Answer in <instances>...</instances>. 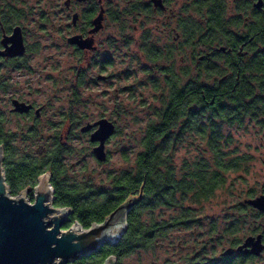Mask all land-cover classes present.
<instances>
[{
  "label": "rangeland",
  "instance_id": "1",
  "mask_svg": "<svg viewBox=\"0 0 264 264\" xmlns=\"http://www.w3.org/2000/svg\"><path fill=\"white\" fill-rule=\"evenodd\" d=\"M64 1L0 0V14L5 25L22 26L27 43L26 55L18 62L25 67L0 70V74L6 75L3 87L7 88L0 89V109H7L8 104L3 100L16 94L47 103L46 119L50 116L58 121L61 115L72 113L83 124L101 116L113 121L116 132L106 142L108 157L103 162L93 156L88 134L70 129L69 138L64 139L71 150L68 165H73L69 167V179L91 182L95 189L101 190L111 184L109 175L133 166L135 154L141 150L140 140L147 122L154 118V109L159 106L161 89H154L151 82L157 77L163 82L165 75L149 60L152 54L135 44L134 37L138 32L132 31L133 21H128V28L123 33L121 20L110 21L109 34L116 43L106 51L102 46L101 50L109 56V64L104 70L91 65L87 60L89 56L76 53L66 42V36L71 34L67 27L71 23V13L65 8ZM87 3L79 5L72 1L71 6L80 10L86 8ZM123 4V0L111 1V9L116 15L120 14ZM121 34L132 39L131 43L124 42ZM102 37L100 33L98 39ZM179 59V54H175L176 71L190 67V74L196 72L192 60L182 64ZM160 61L164 62L163 59ZM165 63L166 60L162 64ZM98 73L109 77L98 80ZM181 76L183 82L188 78V75ZM36 130V137L29 143L33 153L38 143L47 145L50 142L48 137L53 132V129ZM58 130L62 134L69 133L68 129ZM224 132L231 135V142L224 151L245 155L248 161L240 170L228 172L226 184L200 205L201 224L191 228L171 226L163 236L156 238L152 249H138L125 256L122 264H203V261L224 255L227 249L242 243L247 236L264 231V213L241 205L246 198L258 196L264 185V126L249 120L241 128L225 126ZM17 143L25 145L19 139ZM200 155L210 157L204 143L197 138H187L173 152L177 164ZM9 194L19 196L22 193L13 195L9 191ZM24 196L32 201L26 193ZM177 212V208L159 207L143 218L148 219L151 214L156 221H166ZM238 264H264V250L256 257L239 259Z\"/></svg>",
  "mask_w": 264,
  "mask_h": 264
},
{
  "label": "trees",
  "instance_id": "2",
  "mask_svg": "<svg viewBox=\"0 0 264 264\" xmlns=\"http://www.w3.org/2000/svg\"><path fill=\"white\" fill-rule=\"evenodd\" d=\"M111 14L116 15L115 11ZM172 56L174 60L173 53L163 55L166 59ZM194 56L189 55L190 61ZM152 57L153 54L149 60L154 62ZM262 57L254 59V62L261 63ZM174 62L170 66L157 68L165 75L163 82L158 77L151 82L154 89H161L159 106L154 109V118L147 122L140 140L141 150L135 154L133 166L109 175L111 184L107 188L98 190L91 182L80 183L69 179L68 171L72 164L68 165L67 157L71 150L66 140L62 141L60 148L56 149L54 145L47 147L49 150L42 157L30 159L32 164L26 167L34 168V172L26 176L23 172L20 178L15 176L11 162L16 147L10 145L7 149L5 179L11 194H17L26 184L34 185L38 174L49 171L54 205L72 210L70 223L77 221L86 228L93 222L102 221L118 205L135 201L128 211L126 227L114 244H104L97 251L70 264H101L110 255L115 256L116 264H122L125 256L138 249H152L156 238L163 236L173 225L187 228L199 226L200 205L210 200L226 184L228 172L240 170L247 163L248 157L245 155H231L224 151L231 142V135L225 134L224 127L241 128L246 123L247 115H250L249 120L264 126V101L260 97L264 91L254 92L252 100L248 102L239 98L242 95H237L235 91H228L229 94L221 98L227 102L222 107L218 102L220 96L216 95V83H202L199 79L201 73L196 68L194 74H190V67L176 71ZM261 70V66L255 65L252 77L255 83L263 85ZM213 71L216 75V71ZM206 72L211 74L212 70L207 69ZM180 74L188 75L186 81H181ZM224 87L230 89L229 82ZM71 132L69 129L67 138ZM187 138H197L204 143L210 157L200 155L175 163L173 152ZM17 165L25 167V161L20 160ZM159 207L177 208L178 212L166 221H156L151 214L148 219L143 218Z\"/></svg>",
  "mask_w": 264,
  "mask_h": 264
},
{
  "label": "flooded vegetation",
  "instance_id": "3",
  "mask_svg": "<svg viewBox=\"0 0 264 264\" xmlns=\"http://www.w3.org/2000/svg\"><path fill=\"white\" fill-rule=\"evenodd\" d=\"M72 1L79 5L88 2V6L78 10L71 6ZM111 1H64L65 8L71 13V23L67 25L71 34L66 36V42L76 53L86 55V57L89 56L90 58L87 57V60L91 61V65L104 70L109 64V56H105V53L101 50L102 46L106 51L108 47L116 43L115 39L111 37L113 35L109 34L110 21L112 20L114 23L122 21L121 27L123 29L121 33L128 28V21H133L132 31L138 32L134 37L135 44L141 50L153 54L152 59L157 68L170 66L169 64L174 61L173 56L171 59H166L163 57L164 54H179L180 59L178 62L182 64L188 61L190 54H195L192 61L194 67L201 73L199 79L202 83L207 82L208 85L216 83V95L220 96L218 101L220 106L227 105L225 99L221 98L227 95L228 91L229 93L235 91L237 95H242L239 98L244 99L246 102L252 100L251 96L254 92L264 91V84L255 83L252 77L255 65L262 67L260 76H264V0H123V7L119 10L120 14L113 16L111 14L113 13ZM99 14H101L100 26L94 31V20ZM73 15H76L75 20H73ZM5 23L0 14V51L6 50V45L11 44V42H7L5 45L2 40L11 35L13 28L16 26L21 28L25 50L21 55L11 56L0 53V70L2 68L16 70L25 67L24 64H18L25 57L27 51L23 28L19 24L8 27ZM149 23L151 24L148 25ZM100 33L103 34L101 40L98 39ZM74 35L83 39H91V45L81 48L76 43H69L68 38ZM120 38L124 39L126 43H131L132 40L122 34ZM261 55L263 61L255 63L254 59L261 58ZM160 59H163L164 62L166 60L165 65L162 64L164 62L160 63ZM207 69L212 70L211 74L206 72ZM213 70L216 71V75ZM5 76L0 74V89L4 90L7 89L3 87L6 85ZM108 77L103 73L96 75L98 80H106ZM228 82L230 89L224 87ZM260 97H262L261 101H264V95L262 94ZM3 102L8 104V107L7 109H0L2 167L5 174L6 151L10 145H14L16 147L14 149L15 156L11 162L14 164L13 172L18 178L23 172H25V176L27 173H32L31 171L34 172V168L26 167L27 164H32L30 159L42 157L48 152L47 147L53 145L56 149L61 147L62 141L67 139L68 135L67 132L62 134L58 129H68V131L69 129H81L82 126L92 124L104 117L101 116L97 120L86 121L83 124L78 116L70 113L69 115H61V118L56 121L52 120L50 116L47 119L44 118V113H46L48 107L45 102L38 103L28 96L22 97L16 94L9 95ZM14 102L23 103L28 106V109L25 111L15 110ZM204 106L205 104H203ZM245 118L248 122L250 115L245 116ZM96 127L92 126L89 131L83 133L90 136V133ZM36 129H53V132L48 137L50 142L47 145L38 143L35 153H33L29 143L31 138L36 137ZM38 138L40 137L38 136ZM18 139L25 145H19L17 143ZM90 143L92 149L98 144V142L91 141ZM105 151L107 153L106 149ZM20 157H24V159H20ZM20 160L25 161V167L17 165ZM42 174H48L50 180V172L44 171L37 175L36 182ZM34 185L26 184L18 192L25 189V193L32 199ZM261 194H264V185L259 195ZM241 205L261 212L245 202ZM257 234L262 235V242L264 243V232H258ZM240 244L241 242L230 247V254H221L219 258L203 264H229L230 262L235 264L238 263L239 259L257 256L237 250Z\"/></svg>",
  "mask_w": 264,
  "mask_h": 264
},
{
  "label": "water",
  "instance_id": "4",
  "mask_svg": "<svg viewBox=\"0 0 264 264\" xmlns=\"http://www.w3.org/2000/svg\"><path fill=\"white\" fill-rule=\"evenodd\" d=\"M75 18L76 15H73V20ZM100 18L101 14L94 20V31L100 26ZM2 42L11 44L6 45V50L0 51L1 54L21 55L25 50L19 26L13 28L11 35L3 38ZM68 42L84 48L89 47L92 40L74 35L68 38ZM14 103L15 110L28 109L23 103ZM92 126L97 127L90 133L89 139L98 142L92 151L95 158L103 162L107 159L105 142L115 133V124L103 117L82 126L80 131L87 132ZM2 161L0 147V264H70L97 251L104 244H114L126 227L127 214L134 200L118 205L102 221L84 228L77 221L70 223V208L54 205V189L48 174L37 178L32 201L25 198V189L20 191L21 195L11 196ZM244 202L264 212V194L245 199ZM66 223L70 225L63 228ZM263 249L261 234L247 236L237 247V250L253 255H259ZM230 252L227 249L224 254ZM115 259L110 255L101 264H115Z\"/></svg>",
  "mask_w": 264,
  "mask_h": 264
}]
</instances>
